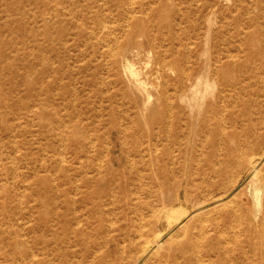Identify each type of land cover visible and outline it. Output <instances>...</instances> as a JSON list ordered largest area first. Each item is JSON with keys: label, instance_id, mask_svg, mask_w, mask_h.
<instances>
[{"label": "rangeland", "instance_id": "rangeland-1", "mask_svg": "<svg viewBox=\"0 0 264 264\" xmlns=\"http://www.w3.org/2000/svg\"><path fill=\"white\" fill-rule=\"evenodd\" d=\"M263 159L264 0H0V264H243Z\"/></svg>", "mask_w": 264, "mask_h": 264}, {"label": "bare ground", "instance_id": "bare-ground-1", "mask_svg": "<svg viewBox=\"0 0 264 264\" xmlns=\"http://www.w3.org/2000/svg\"><path fill=\"white\" fill-rule=\"evenodd\" d=\"M134 76V74H133ZM165 105V104H164ZM168 105V104H167ZM161 123V122H160ZM176 128V127H175ZM169 131V130H168ZM175 140V139H174ZM172 144H176V142L174 141ZM167 156V161L169 160V155L168 153H166ZM264 161V159H263ZM257 164L258 161H255L252 163L251 168L253 171V176L257 177L258 176V169H257ZM166 164L163 163L162 165L159 166V168H161L159 171L161 173H164L166 170ZM251 171V172H252ZM255 183H253V179L250 181L249 185L251 188H253L255 185ZM255 188V197H257L258 193L262 191V187L261 185H257V187ZM260 196L258 201L254 204H256L257 206L260 205ZM207 204V203H206ZM181 209V207H180ZM174 210V209H173ZM171 209H165V211H163L161 217L166 221V224L168 225V227L170 228L173 224H178L181 225L183 224L180 219L185 216L186 214H188L187 211H173ZM182 210V209H181ZM194 214V213H193ZM253 218H256V215L253 213ZM241 220V219H239ZM242 221L245 222V218H242ZM252 226H249L247 228H244V241L245 243L248 245V256L245 254V262L243 264H264V215H262V218L259 220L258 223V228H251ZM147 241V240H146ZM149 245H145V251L147 252H153L156 251L159 246H160V242H155L153 244L148 243ZM220 248L219 243H216V251H218V249ZM255 258L257 262L253 263L252 259Z\"/></svg>", "mask_w": 264, "mask_h": 264}]
</instances>
